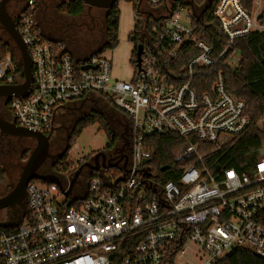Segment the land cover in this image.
<instances>
[{
  "label": "built area",
  "instance_id": "2783aa9c",
  "mask_svg": "<svg viewBox=\"0 0 264 264\" xmlns=\"http://www.w3.org/2000/svg\"><path fill=\"white\" fill-rule=\"evenodd\" d=\"M136 1L131 34L141 51L128 82L112 77L111 61L101 54L78 59L45 39L35 0L24 1L15 22L29 53L31 85L26 96L8 100L10 120L46 135L71 103L106 102L130 122L132 154L119 183L122 171L95 172L65 196L72 175L62 178V192L29 182L19 225L0 226V264H220L238 250L264 259V145L249 174L206 161L250 120L222 73L206 91L197 89L206 81L198 69L227 65L236 40L264 32V0H251L250 8L217 0L213 16L226 45L216 55L193 22L211 0L201 7L194 0ZM189 50L196 55L178 72L176 62ZM16 60L12 51L0 56L1 86L23 83ZM165 135L182 142L175 162L187 164L176 182L159 185L146 139Z\"/></svg>",
  "mask_w": 264,
  "mask_h": 264
},
{
  "label": "trees",
  "instance_id": "16d2710c",
  "mask_svg": "<svg viewBox=\"0 0 264 264\" xmlns=\"http://www.w3.org/2000/svg\"><path fill=\"white\" fill-rule=\"evenodd\" d=\"M131 2L134 13L137 12L138 6L136 0H126ZM205 0H194L198 7H201ZM217 0H211L212 5L206 9L200 20L193 18V22L198 25L199 38L207 43L213 51L218 54L226 45V39L221 32L219 22L213 16V7ZM246 8H250L251 0H242ZM64 12L69 17H77L85 11V5L80 0H71L64 5ZM119 11L114 6L105 19V40L103 51L113 50L117 44ZM261 25L264 26V11L259 18ZM129 41L133 42L132 34ZM10 46L0 41V56H4L10 51ZM239 56V62L235 69H230L228 65L219 62L210 68H201L197 70V76L200 79L205 78V84H201L197 89L202 92L206 91L214 77L222 73L229 94L245 103V113L248 117L249 126L240 136L234 138L228 145L220 151L210 156L206 161H212L215 165L222 168H232L238 173L249 174L254 163L257 161L259 149L264 145V130L259 128L260 122L264 121V32L252 33L244 38L234 42L231 48ZM135 53V52H134ZM134 53L131 56V66L134 65ZM196 55V51L189 50L182 53L176 64L179 67L178 72L185 66L189 60ZM16 69L19 73L22 71L21 63L17 59ZM21 77H23L21 75ZM203 85V86H202ZM98 123L105 131L106 123L103 117L98 114H92L78 122L76 129L72 134L71 141H74L82 131L88 126ZM106 136L110 139L111 135L106 130ZM146 145L152 152L151 169L153 176L159 185L166 182H176L186 162H175L176 156L182 149V142L172 135L153 136L146 139ZM27 159V158H26ZM63 161L57 164L55 172L62 177L73 175L74 168L70 169L71 163ZM213 166V167H214ZM165 168L164 171H161ZM114 174H118L117 171ZM5 170L0 166V185L5 181ZM37 182L38 180H34ZM220 264H264V259L253 256L245 250H238L229 258Z\"/></svg>",
  "mask_w": 264,
  "mask_h": 264
},
{
  "label": "flooded vegetation",
  "instance_id": "af4514ba",
  "mask_svg": "<svg viewBox=\"0 0 264 264\" xmlns=\"http://www.w3.org/2000/svg\"><path fill=\"white\" fill-rule=\"evenodd\" d=\"M18 1L19 0H15L16 9L13 13L8 12L7 10L8 15L13 21H15L17 18L24 4V2L20 4ZM70 1L71 0H35L36 22L44 37L62 38L66 42V46L72 50L79 49L83 45H97L104 41L106 31L105 19L114 6L110 10L93 8L90 11H87L85 8V11L81 16L78 18H71L64 12L60 13L62 7L70 3ZM39 9H41L44 13L50 12V14H48V18H40ZM41 22L44 23L41 24ZM60 25L68 29V32H66L65 35H60V33H58V26ZM0 31L6 37H8L1 29V26ZM94 31L96 33L95 35L92 34ZM80 39H84V42L81 43ZM7 103L8 99L0 97V116L4 120H10V115L7 111ZM98 108H102V105H98L97 102L88 101L87 99H82L71 103L67 107L62 118L58 120V122H56L52 127L51 131L46 134L50 136L48 142V154L51 157L48 158L44 165L39 169V175L44 176L51 174L62 177L59 173L55 172V168L57 167V164L66 161V155L70 150V141L73 137L72 134L76 129L78 122L83 118L97 113ZM116 116L118 118V120H116L117 126L111 125V137L108 139V147L101 150H90L76 163L74 170H78L79 172L76 183L77 186L85 187L88 183L89 177L95 173L93 171L95 168H98L100 172H105L108 170L111 173H114L115 171L118 172L129 167L132 154V146L130 141V122L126 117L120 114H117ZM12 140H16L17 142L22 140L31 142L33 148L30 150V152L36 145V143L29 138L1 136L0 146H3L4 143L10 145ZM67 143L69 145V149L63 158L58 160L57 156L62 153V151L67 146ZM23 151H26V149ZM110 165H113V167L110 168ZM21 166L22 165L17 164L15 167L20 169ZM26 210L27 202L25 197L24 208L21 209L16 207L15 212H21L25 214ZM5 212L7 217H12L14 211L5 210Z\"/></svg>",
  "mask_w": 264,
  "mask_h": 264
},
{
  "label": "rangeland",
  "instance_id": "374dc122",
  "mask_svg": "<svg viewBox=\"0 0 264 264\" xmlns=\"http://www.w3.org/2000/svg\"><path fill=\"white\" fill-rule=\"evenodd\" d=\"M20 4L24 2V0L18 1ZM17 2V3H18ZM131 4L129 1L120 0L118 1V7L120 8V12L122 15V24H120L119 32L117 36L118 44L113 50H104L101 55L111 61L112 71L113 73H117L118 76H123L124 79H118L124 82H128L132 79L133 76V68L129 64V59L131 55V51L134 48V43L128 42L127 35L132 32L134 26V16L131 8ZM16 9L15 0H12L7 10L10 13H13ZM40 18H48V14L50 12L44 13L41 9H39ZM64 11V8L61 9V12ZM43 24V22H41ZM98 29V28H97ZM63 35H65L62 32ZM95 35V31L92 33ZM124 39V41H123ZM0 41L5 42L10 46V52H13V55L20 61L19 54L14 47L13 42L9 37H6L0 31ZM80 42L83 43L84 39H80ZM66 44V42H63ZM97 45H83L80 50L84 53H88V51L94 49ZM91 53V52H90ZM234 59H230L227 63L230 69H235L237 67V63L235 60L238 58V55L235 54L233 56ZM116 79V78H115ZM110 108H98L97 113L100 114L105 123V131L100 127L98 123H94L91 126L85 128L82 133L70 143V150L66 155V162L71 163L70 169L74 168L76 163L89 152L90 150H101L103 148L108 147L109 140L106 136V130L110 132L111 125H116V120H118L115 113H113ZM259 128L264 130V122L262 121L259 124ZM33 148L31 142L28 141H20L12 140L11 144L8 145L6 143L3 146H0V166L5 170L6 179L0 185V197L6 195L16 184L19 176V168L15 167L17 164L23 165L27 160L30 150ZM26 149V151H23ZM38 186L41 185L40 182H36ZM5 210L0 211V225L3 224L7 220Z\"/></svg>",
  "mask_w": 264,
  "mask_h": 264
},
{
  "label": "water",
  "instance_id": "95a60500",
  "mask_svg": "<svg viewBox=\"0 0 264 264\" xmlns=\"http://www.w3.org/2000/svg\"><path fill=\"white\" fill-rule=\"evenodd\" d=\"M11 0H1L0 1V26L1 29L5 32V34L10 38L13 42L15 49L17 50L20 58V63L22 67V75H23V83L15 86H0V97L10 99L13 97H23L27 95L28 90L31 85V62L28 50L26 46L22 43L20 37L16 31V22L11 19L7 12V5ZM85 5L86 10L90 11L93 8L110 10L113 6L117 4L120 0H80ZM141 0H139L140 3ZM205 9H203L197 19L199 20ZM140 46L136 49V62L139 63L140 56ZM101 49L97 52L100 53ZM1 136H10L17 138H29L32 139L36 145L34 149L30 152L25 163L20 167V173L18 176V180L14 187L4 196L0 197V211L1 210H9L14 211L12 217H8L7 220L1 224L0 226H18L23 213L15 212V208L19 207L21 209L24 208V199L26 197V187L29 182L33 180L41 181L46 184H55L58 189L62 192V178L57 175H44L41 176L38 174L39 169L44 165L45 161L51 156L48 154V142L49 135H44L42 133H34L27 131L23 128L17 127L13 120H4L0 116V137ZM69 149V145L62 151L60 155L57 156L58 160H61L67 150ZM110 168L113 165L109 166ZM217 170L219 167L216 168ZM165 168H162L161 171H164ZM94 172H100L98 168L93 169ZM122 176L118 178L115 183H119L123 181L126 177L127 171L121 170ZM79 175L78 170L74 171L70 183L69 189L65 193V196L70 194L71 188L77 183V177ZM144 175H148V171L144 172Z\"/></svg>",
  "mask_w": 264,
  "mask_h": 264
},
{
  "label": "crops",
  "instance_id": "0c3cea01",
  "mask_svg": "<svg viewBox=\"0 0 264 264\" xmlns=\"http://www.w3.org/2000/svg\"><path fill=\"white\" fill-rule=\"evenodd\" d=\"M130 4H131V2H130ZM132 5V4H131ZM116 7H117V10L119 11V16H118V30H117V36H118V32H119V27H120V24H122V15H121V12H120V8L118 7V2H117V4L115 5ZM131 8H132V12L134 13V11H133V7L131 6ZM83 14V13H82ZM82 14H80L79 16H81ZM79 16H77V17H71V18H78ZM133 16H134V14H133ZM44 23V22H43ZM58 33H60V35L62 34V32L65 34L66 32H68V29L66 28V27H63V26H58ZM133 30V29H132ZM42 33V32H41ZM130 34H131V32L130 33H128V35H127V39L129 38V36H130ZM44 36V35H43ZM45 39H47V40H49V41H52V42H60V43H63V42H65L64 41V39H62V38H59V37H45ZM123 41H124V39H123ZM128 42H130L129 41V39H128ZM100 43V42H99ZM133 43V42H132ZM64 44V43H63ZM103 44H104V41H102L100 44H97V46L94 48V49H92V50H90V51H88V53H84L82 50H80V48L79 49H74V50H72L71 48H68L67 46H66V44H64L65 45V50L68 52V53H70L73 57H75V58H78V59H80V58H85V57H87V55H89V54H101V53H103ZM130 45H131V42H130ZM133 49H132V51H131V55H130V59H129V64H130V66H131V56L133 55V53L135 52V50L137 49L136 47H135V45H133ZM101 49V52L100 53H97L99 50ZM91 52V53H90ZM81 53V54H80ZM86 55V56H85ZM132 67V66H131ZM112 77L115 79H124L123 78V76H118L117 75V73H113V71H112ZM102 104V109L103 108H110V109H112L113 111H114V113L117 115V114H120V115H122V116H124L125 117V115H123L122 113H120L119 111H117L111 104H109V103H106V102H102L101 103ZM67 108H65V109H63L61 112H60V115L56 118V120H55V123L56 122H58V120H60L61 118H62V116H63V114H64V111L66 110Z\"/></svg>",
  "mask_w": 264,
  "mask_h": 264
}]
</instances>
